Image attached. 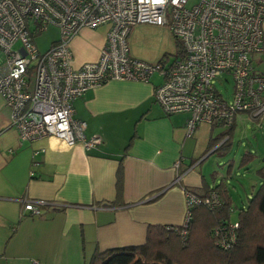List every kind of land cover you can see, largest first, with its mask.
Returning a JSON list of instances; mask_svg holds the SVG:
<instances>
[{
    "label": "built area",
    "instance_id": "built-area-1",
    "mask_svg": "<svg viewBox=\"0 0 264 264\" xmlns=\"http://www.w3.org/2000/svg\"><path fill=\"white\" fill-rule=\"evenodd\" d=\"M191 1L0 0V96L10 110L3 127L16 128L21 141L54 136L68 146L80 142L92 148L102 137L86 135L87 122L73 117L74 101L111 79L149 82L155 74L160 82L153 94L163 111L189 113L187 136L202 122L231 126L239 113L262 126L264 74L254 69L253 54L264 44V0ZM138 23L168 25L182 52L157 64L133 57L128 36ZM49 24L59 27L60 37L42 52L34 36ZM105 24L109 28L99 58L74 66L72 38ZM223 74L233 80L232 100L214 84ZM182 162L180 157L176 169ZM184 193L185 227L190 206L220 203L216 192L203 199L190 189ZM41 204L24 201L23 211L42 215ZM237 228V222H229L223 232L235 241Z\"/></svg>",
    "mask_w": 264,
    "mask_h": 264
},
{
    "label": "crops",
    "instance_id": "crops-1",
    "mask_svg": "<svg viewBox=\"0 0 264 264\" xmlns=\"http://www.w3.org/2000/svg\"><path fill=\"white\" fill-rule=\"evenodd\" d=\"M108 28L72 38L74 66L99 58ZM253 66L264 74V44ZM159 82L156 74L149 82L111 79L77 98L73 117L87 122V136L102 137L89 149L54 136L21 141L16 128L3 127L10 110L0 96V264H88L96 252L143 244L150 225L183 223V186L203 193L208 182L191 168L194 156H184L189 114L163 111L153 94ZM28 200L42 202V215L24 213Z\"/></svg>",
    "mask_w": 264,
    "mask_h": 264
},
{
    "label": "rangeland",
    "instance_id": "rangeland-1",
    "mask_svg": "<svg viewBox=\"0 0 264 264\" xmlns=\"http://www.w3.org/2000/svg\"><path fill=\"white\" fill-rule=\"evenodd\" d=\"M195 1V0H192ZM191 1V2H192ZM190 2V4H191ZM59 27L49 24L41 33L34 36V40L40 51H46L54 40L59 39ZM130 50L139 52L144 60L157 64L160 60L165 59V54L175 56L177 52V38L173 35L168 25H156L152 23H138L132 26L128 36ZM167 56V57H168ZM155 76V75H154ZM214 84L218 90L229 100L233 98V80L231 77L223 74L215 79ZM189 114L187 112H183ZM240 114V113H239ZM225 125H216L213 127L210 123H200L194 134L188 137L187 150L184 156L188 160V156H194L195 162L192 164L193 170L201 171L206 181L215 186L223 183L232 196V216L237 219L240 208L244 207L253 196L261 184V177L258 169L264 165V124L262 126L252 122L249 115L244 113L241 119H238L235 130L230 133ZM213 142L221 138V140L212 148H209V142ZM227 146L217 148V146L227 139ZM218 141V140H217ZM249 150L255 156L248 163H243V155ZM190 154V155H189ZM186 161V162H187ZM254 223L258 226L257 222ZM264 233V226L259 225ZM232 226L230 225V228ZM204 234V233H203ZM203 235L201 253L214 256L212 264H227V260L222 263H216L222 257L223 252L217 251L215 248L206 245ZM219 241V240H218ZM223 249H231L235 243ZM190 245L182 253V256H188L189 250L193 247L192 239L189 240ZM190 247V248H189ZM254 245L247 244L245 250L240 251V257L247 256L251 253ZM206 251V253L204 252ZM191 253V251H190ZM206 255L203 257L205 258ZM225 255V254H224ZM227 258V256H226ZM210 259V258H209ZM198 264H206L199 259ZM235 264H255L252 260L240 261L236 260Z\"/></svg>",
    "mask_w": 264,
    "mask_h": 264
},
{
    "label": "trees",
    "instance_id": "trees-1",
    "mask_svg": "<svg viewBox=\"0 0 264 264\" xmlns=\"http://www.w3.org/2000/svg\"><path fill=\"white\" fill-rule=\"evenodd\" d=\"M177 47L175 55L180 54L183 50L178 39ZM164 56L167 58L168 55L165 54ZM218 124L222 123L211 125L214 127ZM233 127V124L229 126L226 133L232 132ZM217 140L213 142L211 138L208 149L215 146L221 138ZM227 140L228 138L220 143L216 149L226 147ZM254 156L253 152L246 151L242 156L243 163H248ZM258 174L261 177V184L257 191L253 193V196L249 197L248 203L240 208L237 216L238 221H235L238 223L237 233L235 234V241L237 240V242L231 249H223L219 241L224 239L228 244L231 242L234 244L230 234H224L225 232H223L229 222H234L231 214L233 211L232 196L223 183L215 186L206 183L204 185L205 192L203 193H198L189 187H183L192 190L202 199L212 192H216L220 197L219 205L211 207L204 203L193 204L189 207L191 214L186 227L183 223L179 225H150L143 244L127 245L96 252L88 264H198L199 259L206 262V264H212L214 256L205 254L206 257L203 258L205 255L201 253L203 247L200 242H202L203 235L205 236L206 245L225 254H221L220 261L216 263L227 260V264H235L236 260H252L255 264H264V233H262L259 226H264V165L258 169ZM117 176L118 194L121 195L122 167H119ZM254 221L257 222L258 226ZM184 228L187 230L186 236L183 234ZM218 229H220V233H217ZM191 239L193 247H189L190 250L187 253L190 255L182 256V253L190 245L189 240L191 241ZM250 243L254 245L251 253L241 258L240 255L243 253L240 251L245 250L246 245ZM204 252L206 253V251Z\"/></svg>",
    "mask_w": 264,
    "mask_h": 264
}]
</instances>
